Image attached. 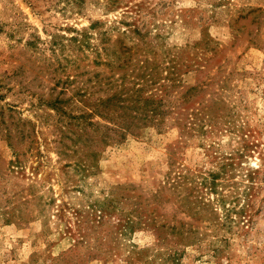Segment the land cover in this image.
I'll return each mask as SVG.
<instances>
[{
	"label": "rangeland",
	"instance_id": "374dc122",
	"mask_svg": "<svg viewBox=\"0 0 264 264\" xmlns=\"http://www.w3.org/2000/svg\"><path fill=\"white\" fill-rule=\"evenodd\" d=\"M0 264H264V0H0Z\"/></svg>",
	"mask_w": 264,
	"mask_h": 264
},
{
	"label": "trees",
	"instance_id": "16d2710c",
	"mask_svg": "<svg viewBox=\"0 0 264 264\" xmlns=\"http://www.w3.org/2000/svg\"><path fill=\"white\" fill-rule=\"evenodd\" d=\"M143 107L147 108L148 107L147 103L143 104ZM194 124H196V123H194ZM209 176L211 177V182H210L211 186L210 187H211V189H213V187H214L213 183H214V180L216 179V175H211L210 174ZM181 179H183V177H181L180 174L176 173L175 177L172 179V183H171L170 187L171 188H176V187L180 186L182 184V182L180 181ZM203 183L204 182H201L202 185H203Z\"/></svg>",
	"mask_w": 264,
	"mask_h": 264
}]
</instances>
